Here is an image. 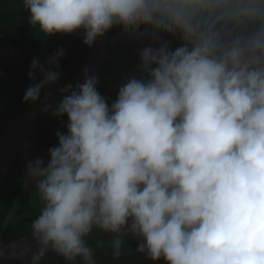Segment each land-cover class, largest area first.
<instances>
[{
	"label": "clouds",
	"instance_id": "9594fccd",
	"mask_svg": "<svg viewBox=\"0 0 264 264\" xmlns=\"http://www.w3.org/2000/svg\"><path fill=\"white\" fill-rule=\"evenodd\" d=\"M44 36L81 34L92 47L114 27L149 38L109 105L98 78L60 88L42 111L67 116L50 159L29 161L43 204L32 264L53 250L97 264L89 237L125 238L165 264H264V0H23ZM170 36L181 41L173 50ZM59 49L32 60L25 103L58 84ZM37 73L43 79L35 82ZM67 93V94H64ZM50 93H45L47 101Z\"/></svg>",
	"mask_w": 264,
	"mask_h": 264
},
{
	"label": "trees",
	"instance_id": "16d2710c",
	"mask_svg": "<svg viewBox=\"0 0 264 264\" xmlns=\"http://www.w3.org/2000/svg\"><path fill=\"white\" fill-rule=\"evenodd\" d=\"M28 11L23 0H0V125L15 115L23 112L33 104L25 103L23 96L26 89L34 83L29 78L31 62L38 57L41 64L48 67L47 60L55 55L59 49H64L65 55L59 60V68L54 71L61 73L58 84L49 85L41 92V99L45 93H53L65 85L81 68L91 47L83 43L82 35L57 33L44 36L38 29H34L28 21ZM162 39L171 41L174 50L181 41L170 36ZM150 42L149 38H129L122 34L120 27L109 30L106 54L102 67L97 75V89L107 98L109 105L116 100L119 88L130 77L140 78L138 68L140 57L138 49ZM43 79L37 73L35 82ZM38 102V101H37ZM67 116H54L41 128L38 137L40 158L47 162L50 159L48 149L58 146L57 131L66 132ZM25 188V177L19 164H13L8 170L0 186V229L6 215L20 197ZM41 210L40 200L35 188L30 185L20 199L13 215L8 222L4 234V243H8L32 230V222ZM112 234L102 233L94 229L87 237L95 252L97 264H165L160 260L153 262L137 253L139 241L125 238L121 257L116 260L111 256L109 242ZM32 264V262L30 263ZM40 264H69L65 259L51 250L41 259ZM77 264H83L82 261Z\"/></svg>",
	"mask_w": 264,
	"mask_h": 264
},
{
	"label": "water",
	"instance_id": "95a60500",
	"mask_svg": "<svg viewBox=\"0 0 264 264\" xmlns=\"http://www.w3.org/2000/svg\"><path fill=\"white\" fill-rule=\"evenodd\" d=\"M108 33L109 31L103 37L97 38L81 68L61 88H66L69 85L74 88L77 83H83L85 69L89 70L90 75L97 77L105 58ZM62 95L60 91L56 90L50 94L47 101L41 99L0 125V186L8 170L15 163L20 165L25 177L24 191L9 209L0 229V264H30L33 254L39 247L38 242L32 236V230L8 243L3 242L4 234L20 199L30 185L37 192L41 209L43 207L35 182L27 175V164L29 161H35L37 158H40L38 149L40 130L48 120L54 117L51 111H42L45 103L51 104L54 110L55 106L62 99Z\"/></svg>",
	"mask_w": 264,
	"mask_h": 264
}]
</instances>
